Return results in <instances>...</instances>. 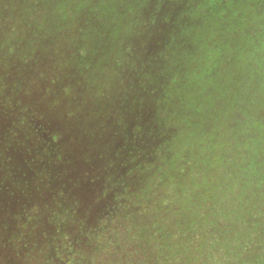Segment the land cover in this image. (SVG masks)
<instances>
[{
  "label": "trees",
  "instance_id": "trees-1",
  "mask_svg": "<svg viewBox=\"0 0 264 264\" xmlns=\"http://www.w3.org/2000/svg\"><path fill=\"white\" fill-rule=\"evenodd\" d=\"M0 101L56 264H264V0H0Z\"/></svg>",
  "mask_w": 264,
  "mask_h": 264
},
{
  "label": "rangeland",
  "instance_id": "rangeland-1",
  "mask_svg": "<svg viewBox=\"0 0 264 264\" xmlns=\"http://www.w3.org/2000/svg\"><path fill=\"white\" fill-rule=\"evenodd\" d=\"M30 35L31 39L26 43L22 50L28 52L39 51L41 47L40 44H38L39 40L32 43V41L38 39V37H34L36 35L35 33H31ZM129 39L132 40L131 38ZM95 58V65L98 64L99 68L102 67L104 64L102 54L95 53ZM80 62L81 56L74 62L72 73L78 68ZM56 93H58V91H56ZM133 97L136 98L135 95H133ZM7 104H10V102L1 103L0 101V107L3 109H6ZM120 109V107L117 109L118 112ZM112 113L113 112H110L107 115L108 119L113 117ZM134 117L136 116L132 115L130 118L128 117L127 120L138 122L139 120H137V118L135 119ZM162 125L163 123L160 125V127H162ZM163 133L164 131L162 128L156 130V135H158L159 138L165 142L166 137ZM158 136L152 138V140L157 139ZM29 139L31 140L30 135ZM69 139L70 142L67 143L66 141L65 144L68 147L66 151L67 153H65L64 156L68 158L69 155V160L73 163V165H75L77 162V155L79 153L77 146L74 147L73 139ZM105 144L107 143L105 142ZM20 149V146L12 147L9 145L8 148V146H3L0 144V158H7V164H9L10 168L13 169L14 162L19 164V161L24 159V155L21 154ZM33 156H38L40 158L46 155L41 154L40 149L35 148ZM4 174H6V171L0 168V176L3 177ZM20 175L24 176L22 169L20 170ZM76 175L79 177L86 175L84 180L81 181L82 187L79 188L78 191L81 194L85 193L84 198L88 200L89 198L87 197L89 194L87 195L86 193L91 192L88 190V184L89 186L93 185L95 182H97V180L91 182L92 174L90 170L76 169ZM34 177L35 175L31 178V180H33ZM7 183L8 182L5 184ZM5 184H2L0 181V264H56L58 259L59 236L63 234L59 231L61 223L57 221L56 225H50V223L47 221L49 213L45 209V203L44 205L42 203L43 196L41 194V190L38 189L33 193V195H29L28 193L25 194L21 192V190L2 191L1 186ZM29 200L31 202V211L29 207L30 205H27ZM66 203L70 204L69 201ZM67 206L68 205L65 206L66 210ZM87 208L88 206L85 204V208L80 209V212L86 210ZM70 213H73V211ZM67 215L69 216V214ZM48 259L50 261H48ZM116 261L110 262L108 264H116ZM93 262L94 263L91 264H104L107 262V260L100 258L94 260ZM119 263L126 264L124 261ZM127 264H137V261L135 263V260H131Z\"/></svg>",
  "mask_w": 264,
  "mask_h": 264
}]
</instances>
